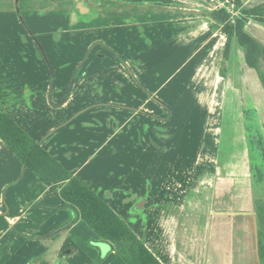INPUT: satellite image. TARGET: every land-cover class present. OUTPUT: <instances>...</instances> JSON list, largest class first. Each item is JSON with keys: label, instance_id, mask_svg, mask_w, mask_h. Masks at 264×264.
I'll use <instances>...</instances> for the list:
<instances>
[{"label": "crops", "instance_id": "1", "mask_svg": "<svg viewBox=\"0 0 264 264\" xmlns=\"http://www.w3.org/2000/svg\"><path fill=\"white\" fill-rule=\"evenodd\" d=\"M12 1L18 26L10 41L17 50L16 43L23 44L24 35L19 37V32L24 28L27 39L30 34L38 38L40 32L34 25L27 28L21 7L24 0ZM26 1L25 10L35 15L36 25L41 4L49 8L43 14L56 16L57 6L71 3L32 0L30 9L31 2ZM84 1L87 11L95 10L96 14L82 12L81 18L91 19L101 28L80 29L85 38L93 39L86 43L87 54L97 45L103 48V53L122 56L116 57L117 62H108L102 60V54L85 63L82 56L75 65L55 66L59 74L54 79L22 78V82H9L0 71L1 112L101 197L162 264H261L257 217L250 208L251 204L254 207V199L249 200L245 190L240 194L236 190L235 205H231L224 199L226 195L215 188L221 138L213 103L208 98L214 96L218 77H223L222 63L218 61V67H210L204 77H199L198 72L202 64L212 62L210 54L220 43L225 46L227 43L221 29L210 27L206 11L227 8L231 0ZM260 1L241 0L245 6ZM120 4L125 7H115ZM169 4L177 8L174 15L163 14L162 9ZM201 7L206 10L203 15L199 13ZM189 9L191 12L187 14ZM58 11L62 19L72 18L65 8ZM169 27L176 48L162 34ZM246 29L264 44V23L250 20ZM93 37L100 42L94 45ZM161 45L168 53H186L187 58L166 79L153 83L152 78L163 74L164 65L158 63ZM16 60L17 66L10 62L4 68H24L18 55ZM158 64L157 71L152 65ZM78 67L85 72L81 78H73ZM177 77L189 78L184 84L202 82L205 87L198 101L203 107L207 106L205 102L210 103V108H205L208 116L205 138L191 158L175 145L178 129L168 125L172 113L159 98L165 86ZM223 78L225 98L228 80ZM174 87L178 89V85ZM143 131L146 138L137 139ZM155 136L160 137L159 142L153 139ZM152 146L160 156L172 153L171 160H151ZM132 154V160H128ZM116 157L123 158L118 160L127 174L115 172ZM210 192L214 196L209 201L217 211L211 212L213 220L208 235L199 237L189 232L194 226L188 216V204L192 198L202 193L209 196ZM183 197L186 201L181 204ZM61 205V197L34 173L25 170L18 156L0 139V245L6 248V254L0 251V264H127L117 248L86 222L80 218L73 222L76 215L71 209L51 208ZM184 215L188 216L185 221Z\"/></svg>", "mask_w": 264, "mask_h": 264}, {"label": "rangeland", "instance_id": "2", "mask_svg": "<svg viewBox=\"0 0 264 264\" xmlns=\"http://www.w3.org/2000/svg\"><path fill=\"white\" fill-rule=\"evenodd\" d=\"M25 2L27 3V1L24 0L21 7L23 8L22 14L25 22L28 25L27 28L32 29L34 25V27L39 29L40 35L36 38L33 34H30L31 31L29 30L30 36L27 39L28 33L26 32V28H24L22 32H19V37L24 35V38L22 37L23 44L21 46V44L17 42V50H15L11 46L12 42L10 38L15 35V30H17L16 26H18L15 14L16 5L12 0H0V66L2 67L0 71L3 74L4 80L8 79L9 82L14 80L22 82V78L28 80H35V78L43 79L46 77L54 79L55 75L59 74V69L56 70L55 66L59 67L64 64L68 66L72 64L75 65L82 56L84 57L83 63L87 60L98 59L102 54H104V59L102 60L108 62H117L116 57L122 56L121 54L113 52L103 53V48L97 45L95 46V50H92V52L90 50L87 54L85 51L86 43L93 39L90 37H88L89 39L85 38L84 36L86 35L80 33V29H85L87 26H89V29H94L98 26L97 23L93 22L91 19L81 18L84 14H96L95 10L94 12L92 10L89 12L87 11L88 9L84 0H70L71 3L57 6L56 16L43 14L49 8L41 4V13H39L40 18H38L37 25L35 15H30V12L25 10ZM28 3L31 9L33 7V1L29 0ZM135 6L136 5H134V7ZM115 7L124 8L125 6L120 4ZM205 7L211 8L210 5H205ZM63 8H65L66 13H72V18H61L58 10ZM186 8H188L187 5ZM189 8H191V6H189ZM162 10H165V12L162 11L163 14L171 12L172 15H174L177 8L175 4H169ZM203 11L206 10L201 7L199 13L203 15ZM82 12H84V14ZM190 12L191 9L187 10V14H190ZM208 12L209 11H206V13ZM74 16L75 18H73ZM98 23L101 27L102 22L99 21ZM65 29H68L67 34L64 33ZM100 29L101 28L98 27L96 30ZM162 34L168 37L171 43L170 46L176 48V43L174 42L175 37L172 36V28L169 27L167 30H164ZM96 37L93 38L95 39ZM98 38L95 39L94 45L100 42ZM220 44L221 45L216 48L217 50L210 54L212 55V57L210 56L212 62L206 66L202 64V69L200 68L198 70V72H201L199 77H204L209 73L210 67H218L219 61V63H223L222 71L225 73L224 75L228 80L226 83L225 98V78L223 77H218L214 96L208 98L213 103L212 110H215L214 114L220 126L218 129V137L221 138V160H219V176L215 188L218 192L220 191L221 194L226 195L224 199L229 200L231 205H235V203H233V198L236 199L234 191L238 190L240 194L245 190L249 193L248 199H254V207L251 204L250 208L256 212V201L264 199V88L256 71L247 66L242 51L235 44H232L230 58L224 61L226 46L225 43ZM21 48H23V53H21ZM163 48L164 47L161 45L162 52L158 54V63H163L164 65L163 74L159 77L160 79L149 76V78L154 79L153 83H158L166 79L167 75L171 74L173 70L187 58L186 53L171 54ZM169 51L172 52L173 50ZM207 54L209 55V53ZM17 55L21 60L20 62L25 64L23 65L24 68H4V66L9 65L10 62L17 63V66ZM198 60H200V57ZM27 62L31 64H27ZM166 62L167 65L165 66ZM159 66L160 64H158V66L152 65L157 71ZM78 70L79 71L73 78H81L85 72L82 67H78ZM184 79H179L177 77L171 85L165 86L159 98L162 103L167 105L169 113H172V120L170 119L168 121V125H173V130L178 129L176 132L177 139L175 140L174 138L172 140H175L174 143L176 146L181 147L180 150L183 152V155L191 158L196 152L198 145H201V142L205 138L206 134H204L203 131L206 128V120L208 117L205 108L207 106L210 108V103L205 102L207 106L203 107L198 101L199 93L205 87L202 82L196 80L195 83L190 81L184 84L186 80L189 81V78ZM176 85H178V89L174 87ZM151 124H153V122ZM145 138L146 132L144 131L137 135V139L144 140ZM147 138H150V136L148 135ZM153 139L156 142L160 141L159 136H155ZM171 154L172 153H169L167 156H160L158 153L154 152L152 146L151 160H160V158L162 160H171ZM132 158L133 154L128 157V160H132ZM115 159L118 160L120 158L116 157ZM122 159L123 158L120 160ZM116 160L113 162L115 172H117V174L120 172L127 174L126 171L124 172L125 167L122 162L119 160L117 162ZM218 192L216 194H218ZM230 194L232 195L231 198L228 196ZM204 195L205 193H202V197L192 198L188 204V210H190L188 216H191L190 219L194 226V229H190L189 232L199 237H206L208 235L209 225L213 220L211 212L217 211L216 208H213V203L209 201L212 199V195L214 196L213 192H210L209 196ZM9 196L10 192L6 193L5 197L7 199ZM185 199L184 197L182 198L181 204L185 203ZM188 216L184 215L182 220L185 221ZM1 246L2 245H0V247ZM0 251L6 254V248L4 249L3 246L0 248Z\"/></svg>", "mask_w": 264, "mask_h": 264}, {"label": "trees", "instance_id": "3", "mask_svg": "<svg viewBox=\"0 0 264 264\" xmlns=\"http://www.w3.org/2000/svg\"><path fill=\"white\" fill-rule=\"evenodd\" d=\"M206 16L211 22L210 27L221 29L227 38L224 61L230 58L232 44H235L242 51L247 66L256 71L264 88V44L246 29L250 20L264 23V0L248 6L241 0H231L227 8L212 10ZM222 70L223 63L220 74L225 77ZM0 139L18 156L25 170L34 173L61 197L60 207H48L71 209L76 215L73 222L79 218L86 222L103 240L117 248L127 264H162L101 197L73 177L1 110ZM255 205L260 259L264 264V199L256 201Z\"/></svg>", "mask_w": 264, "mask_h": 264}]
</instances>
